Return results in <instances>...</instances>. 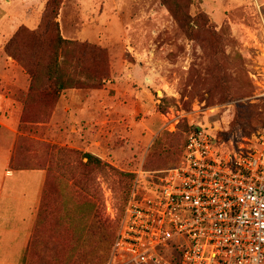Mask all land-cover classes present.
Returning a JSON list of instances; mask_svg holds the SVG:
<instances>
[{
  "label": "rangeland",
  "instance_id": "1",
  "mask_svg": "<svg viewBox=\"0 0 264 264\" xmlns=\"http://www.w3.org/2000/svg\"><path fill=\"white\" fill-rule=\"evenodd\" d=\"M167 2L62 0L60 34L102 49L85 63L104 83L54 99L50 0H0V121L18 130L14 167L49 171L27 264H106L131 190L151 193L198 127L263 150L264 0ZM60 56L84 77L77 52Z\"/></svg>",
  "mask_w": 264,
  "mask_h": 264
},
{
  "label": "built area",
  "instance_id": "2",
  "mask_svg": "<svg viewBox=\"0 0 264 264\" xmlns=\"http://www.w3.org/2000/svg\"><path fill=\"white\" fill-rule=\"evenodd\" d=\"M160 174L132 193L107 264H264V147L226 151L198 127Z\"/></svg>",
  "mask_w": 264,
  "mask_h": 264
},
{
  "label": "crops",
  "instance_id": "3",
  "mask_svg": "<svg viewBox=\"0 0 264 264\" xmlns=\"http://www.w3.org/2000/svg\"><path fill=\"white\" fill-rule=\"evenodd\" d=\"M14 103L10 109L24 106L19 99ZM17 134L12 123L0 121V264H24L49 173L44 168L14 167Z\"/></svg>",
  "mask_w": 264,
  "mask_h": 264
},
{
  "label": "trees",
  "instance_id": "4",
  "mask_svg": "<svg viewBox=\"0 0 264 264\" xmlns=\"http://www.w3.org/2000/svg\"><path fill=\"white\" fill-rule=\"evenodd\" d=\"M163 1L168 3L167 1H171V0H163ZM61 3H62V0H50L52 14H53V18H54V25H55V29L57 31L56 37L54 39V42L56 44L57 49H56L55 56L51 59L50 63L45 67L46 74L49 77V83H48L47 87L43 90L44 92H46V94L52 96L54 99H58L61 96L62 92L67 90V89H74V88L81 89V88L100 87L104 83V76L103 75L100 76L99 74L96 75L93 72H91V66L94 65V62L92 64H89V65H87L85 63L86 59H88L95 52H102V49L98 48L96 45H90L87 43H79L77 41L65 39L60 34L59 23L57 22V17L59 14L58 12H59ZM175 7L177 8V5ZM19 34H21V31ZM19 34H18V36H19ZM32 38L35 40V42L37 44H43V36L41 34H32ZM72 50H74L75 52L78 53V58H76V61H77L78 67L81 69L80 73L83 74L84 77H79V78L72 77L67 71L68 61L65 59V57L61 58V56H60L61 51H62V53H64L65 51L69 52ZM99 58H101V57H99ZM30 74L32 77V82L34 81V83H35V81H36V83H37V81L40 78L39 72L36 70H31ZM185 146H186V144H185ZM185 146H184V148H185ZM183 151H184V149H183ZM85 157L88 158L89 162L96 161L99 164L102 163L100 159L96 158L91 153H86ZM180 158H181V156H180ZM180 158L174 166H176L179 163ZM134 191H133V189L131 190L127 200L125 201V204H124L122 211H121V216L123 214V211L125 209V206H126L128 200L131 198V195ZM43 201H44V197H43ZM120 220H121V217H120ZM115 238H116V236H115ZM113 243H114V241H113ZM113 243L111 245V249H112ZM31 246H32V244H31ZM31 246H30V248H31ZM30 248H29V250H30ZM29 250H28V252H29ZM110 253H111V251L109 252L106 264L108 263ZM27 256L28 255H26V258H25V264H27V262H28ZM81 257H82V261L87 260V256L85 254L81 255Z\"/></svg>",
  "mask_w": 264,
  "mask_h": 264
}]
</instances>
